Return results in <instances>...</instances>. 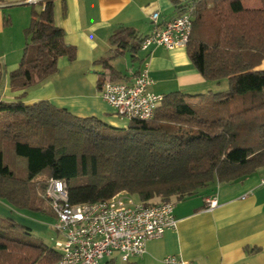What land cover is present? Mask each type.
<instances>
[{"label": "trees", "instance_id": "trees-1", "mask_svg": "<svg viewBox=\"0 0 264 264\" xmlns=\"http://www.w3.org/2000/svg\"><path fill=\"white\" fill-rule=\"evenodd\" d=\"M172 1L178 14L189 6ZM189 4L193 21L185 54L202 79L226 80L227 90L162 95L152 119L130 120L124 129L73 115L49 101L25 105L20 100L27 88L57 73L58 58L71 62L76 55V47L64 42L63 30L53 21V1L31 9L22 34L23 56L9 73L11 91L23 93L13 102L0 101V199L34 209L30 184L43 175L47 180L37 186L42 190L49 179L65 181L73 205L127 193L149 206L181 201L264 166V0ZM141 40L132 28L114 30L108 40L111 55L96 62L110 81L126 78L110 60L126 52L134 60ZM103 81H97L98 89ZM5 142L25 159L26 181L3 165ZM58 259L53 247L0 234V264H53Z\"/></svg>", "mask_w": 264, "mask_h": 264}, {"label": "crops", "instance_id": "crops-1", "mask_svg": "<svg viewBox=\"0 0 264 264\" xmlns=\"http://www.w3.org/2000/svg\"><path fill=\"white\" fill-rule=\"evenodd\" d=\"M29 1L0 0V101L13 102L23 93L11 91L9 73L17 69L23 56L22 34L30 23L31 9H42L40 3L34 6ZM52 1L53 21L63 30L64 42L76 47V55L71 62L58 58L57 73L26 89L20 100L25 105L49 101L79 117L108 115L105 108L110 107L98 97L96 83L99 78L109 80V73L96 62L111 55L108 40L114 30L132 28L143 39L154 28V13H158L159 27L179 16L172 0ZM192 1L197 0H177L180 6ZM185 53V48L152 46L139 50L134 60L126 52L109 64L126 77L116 81L121 83H131L146 65L152 81L149 90L158 95L212 93L223 80L202 79ZM263 178L264 166L237 181L215 183L177 201L172 210L176 228L148 241L145 253L125 264H163L167 256L194 264H264V184L259 181ZM212 198L217 204L207 209ZM103 264L123 263L114 255Z\"/></svg>", "mask_w": 264, "mask_h": 264}, {"label": "built area", "instance_id": "built-area-1", "mask_svg": "<svg viewBox=\"0 0 264 264\" xmlns=\"http://www.w3.org/2000/svg\"><path fill=\"white\" fill-rule=\"evenodd\" d=\"M46 0H31V5ZM48 1V0H47ZM189 5L162 27L157 26L158 13L151 16L154 26L150 34L140 41V51L150 47L167 49L185 48L191 33L193 17ZM144 65L131 83L112 82L105 79L99 89L100 99L119 117L128 121L152 119L162 95L149 89L152 81ZM264 184L263 180H259ZM67 185L63 180L49 179L44 188V199L48 203L56 232L53 248L59 259L53 264H103L118 255L125 264L133 257L145 253L146 243L160 239L167 230L176 228L173 203L167 202L146 206L132 195L120 193L99 202L73 205L68 202ZM207 209L216 206L215 198L210 199ZM163 264H194L167 256Z\"/></svg>", "mask_w": 264, "mask_h": 264}, {"label": "rangeland", "instance_id": "rangeland-1", "mask_svg": "<svg viewBox=\"0 0 264 264\" xmlns=\"http://www.w3.org/2000/svg\"><path fill=\"white\" fill-rule=\"evenodd\" d=\"M24 45L25 46V36ZM216 83V82H215ZM228 85L226 80H223L219 86L216 87L212 93L227 90ZM28 89V88H27ZM264 90V89H263ZM264 93V91H263ZM107 109L108 115L104 116L100 120L114 129H124L127 126L128 120L119 117L112 109ZM99 119V118H98ZM111 133L118 134V131L112 130ZM12 143L5 142L2 145L3 153V165L7 166L9 170L21 181H26L27 169L25 159L15 154ZM46 177L43 175L36 176L31 182V191L36 197V201L32 208H19L9 204L7 201L0 199V209H4L6 212L0 210V234L4 237L17 239L20 241H26L32 244H44L48 247L53 246V240L56 239V232L51 229L54 217L52 211L44 199L45 190L37 186L43 181H46ZM217 185V183H216ZM216 187V186H215ZM135 199V197H133ZM40 200V202L38 201ZM173 205L177 203L176 199H172ZM12 222H11V221ZM10 222V223H9ZM11 224H16L19 228L10 227ZM21 227V228H20ZM29 233V235L27 234Z\"/></svg>", "mask_w": 264, "mask_h": 264}]
</instances>
